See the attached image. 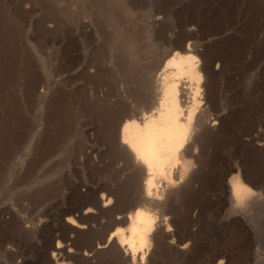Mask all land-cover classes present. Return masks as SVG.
<instances>
[{"label":"rangeland","instance_id":"rangeland-1","mask_svg":"<svg viewBox=\"0 0 264 264\" xmlns=\"http://www.w3.org/2000/svg\"><path fill=\"white\" fill-rule=\"evenodd\" d=\"M101 1L0 0V264H56L52 253L58 242L62 253L70 255L64 259L69 264L121 263L99 257L96 246L104 230L93 227L78 234L64 224L63 208L88 191L80 186L63 201L58 180L76 130L91 126L83 70L99 63V19L120 17L113 13L118 12L117 6L124 9L119 10L122 15L145 25L163 21L161 35L191 38L203 49L215 71L211 82L223 86L227 107L220 143L233 153V162L243 167L248 179L257 182L260 192L255 213L250 209L241 216L230 210L211 211L208 216L207 209L202 217L198 209L189 213L201 222L191 226L195 242L188 255L183 258L176 247L161 244V257L149 264H218L221 260L264 264V0ZM99 2L115 8L109 12ZM159 40L156 46L162 43ZM41 84L45 94L39 105L36 92ZM254 126L263 144L259 152L248 142ZM39 135L44 139L40 150ZM207 170L204 177L215 185V175L210 176L211 168ZM208 189L203 185L201 193ZM177 226L178 238L185 228L178 222ZM85 253L92 260H85Z\"/></svg>","mask_w":264,"mask_h":264},{"label":"bare ground","instance_id":"bare-ground-1","mask_svg":"<svg viewBox=\"0 0 264 264\" xmlns=\"http://www.w3.org/2000/svg\"><path fill=\"white\" fill-rule=\"evenodd\" d=\"M121 9L117 6L116 14L113 10L120 17L112 19L106 12L111 19L104 20L103 15L99 19V63L83 70L87 82L81 86L91 126L76 130L58 184L63 201L80 186L88 193H80L73 208H63L64 224L78 234L93 227L104 230L96 246L99 257L122 264L155 261L161 257V244L176 247L184 258L195 242L191 226L201 222L194 218L195 210L201 217L207 209L208 216L222 210L237 216L248 209L257 212L259 187L220 143L227 107L223 86L211 82L215 71L203 49L191 38H174L169 32L161 35L163 21L145 25L122 15ZM157 39L162 41L159 46ZM38 87L41 105L45 89L43 84ZM258 134L254 126L248 142L255 150H263ZM36 138L40 150L44 139ZM207 168H211L210 176L215 175V185L204 177L210 171ZM203 185L209 187L205 194ZM177 222L185 228L178 238ZM56 244L54 262L69 264L64 259L70 255H64L60 242Z\"/></svg>","mask_w":264,"mask_h":264}]
</instances>
